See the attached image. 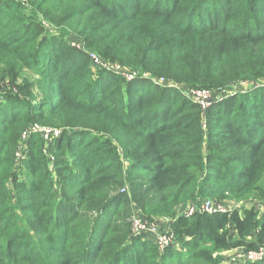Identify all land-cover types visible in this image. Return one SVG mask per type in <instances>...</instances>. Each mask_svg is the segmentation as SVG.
Listing matches in <instances>:
<instances>
[{"label":"trees","instance_id":"1","mask_svg":"<svg viewBox=\"0 0 264 264\" xmlns=\"http://www.w3.org/2000/svg\"><path fill=\"white\" fill-rule=\"evenodd\" d=\"M0 77V264H224L264 246V214L177 217L264 201V0H0ZM135 213L177 217V242L133 235Z\"/></svg>","mask_w":264,"mask_h":264},{"label":"rangeland","instance_id":"2","mask_svg":"<svg viewBox=\"0 0 264 264\" xmlns=\"http://www.w3.org/2000/svg\"><path fill=\"white\" fill-rule=\"evenodd\" d=\"M73 45L76 46V43H73ZM91 59H92V57H91ZM41 61L44 62L43 59ZM92 61L95 62L94 59H92ZM39 64H41V63H39ZM41 66H43V64H41ZM19 74H20L19 77L21 78V82L30 81V82H32V84L38 85L39 87L42 85V82L40 81V79H37L35 77V75H36L35 71H26V70H23L22 68H19ZM130 79L131 78H129V80ZM8 84L9 83H7L5 80L2 81L1 77H0V94L2 93L1 92L2 89L6 90V91L8 90V88L6 87ZM262 87L263 86H261V85L255 86V88L259 89L258 99L261 102L264 101V99H263L264 98V89ZM251 89H254V88H251ZM251 89H249V90L240 89L237 91V93H236V91H234L235 93H233L231 95L227 91H221L218 93L220 100H217L216 95H214L213 93L199 94V93L190 92L189 98L191 100H194L195 102L197 101L198 104H200L201 106H204L203 108L208 109L214 103L225 101L226 99L230 98L231 96H238L236 94L242 95L243 93H248ZM14 92L16 94H20V96H23L21 94L22 92L16 90V88L14 89ZM36 92H38V93H36ZM36 92H35L36 96H39L38 94H41L40 91H36ZM2 96L0 95V104H6L5 102L1 101ZM21 98H24V97H21ZM45 132H47V131L45 130ZM37 133H39V132H37ZM47 134H48V132H47ZM25 139H26V137H25ZM204 199H206V198H201L198 200L203 201ZM209 199L216 201L214 198H209ZM257 201H259L260 203ZM223 203L227 207L228 213H230V214H233L235 212H239L240 214H247V212H251L253 215L257 214L258 216H260L259 214L261 213V206L264 205L263 200L254 199L252 197H246V198H243V199L237 200V201H224ZM190 204L191 203H189L188 205H181L179 207L177 217L184 216V217L192 218L195 215H197V216L201 215L200 212L195 213V215H190V209L192 207V205L190 206ZM177 217H175L173 219H171V218L158 219L157 221L153 222L156 229L157 230L160 229V235L170 237L173 242H177V239L175 240V234H174L175 229L171 226ZM178 246H180V245H178ZM205 248H207L208 250H211V251L213 250L212 245H208ZM242 254H243L242 251L222 253L223 263L224 264H232V263L237 264V260L238 261L241 260L240 256H243ZM216 256H217V254H216Z\"/></svg>","mask_w":264,"mask_h":264},{"label":"built area","instance_id":"3","mask_svg":"<svg viewBox=\"0 0 264 264\" xmlns=\"http://www.w3.org/2000/svg\"><path fill=\"white\" fill-rule=\"evenodd\" d=\"M90 56L92 57V59H94L95 63L100 64V66L104 67V69L112 70L115 73L121 71L120 67L117 65H111L101 62L96 54H91ZM191 205L192 207L190 209V215H194L197 212L210 216L228 213V209L223 202H217L209 198H206L203 201L198 200L197 202L190 204V206ZM131 230L132 234L135 236L148 234L162 249H166L173 243L170 237L160 235V229L157 230L153 222H147L139 213H135V215L133 216ZM242 253L243 256H240L241 262H264V246L260 247L258 250L248 252L242 251Z\"/></svg>","mask_w":264,"mask_h":264},{"label":"crops","instance_id":"4","mask_svg":"<svg viewBox=\"0 0 264 264\" xmlns=\"http://www.w3.org/2000/svg\"><path fill=\"white\" fill-rule=\"evenodd\" d=\"M257 202H259V201H257ZM260 203V202H259ZM264 214V205L263 206H261V213H260V215H263ZM237 251V250H236ZM236 251H231V252H236ZM228 253V252H227ZM241 263V260L240 261H238L237 260V264H240ZM233 264V263H232Z\"/></svg>","mask_w":264,"mask_h":264}]
</instances>
